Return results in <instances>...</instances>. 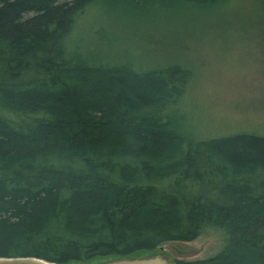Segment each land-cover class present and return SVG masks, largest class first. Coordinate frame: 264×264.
<instances>
[{
    "label": "trees",
    "instance_id": "trees-1",
    "mask_svg": "<svg viewBox=\"0 0 264 264\" xmlns=\"http://www.w3.org/2000/svg\"><path fill=\"white\" fill-rule=\"evenodd\" d=\"M97 1L0 0V256L93 264L216 227L218 253L175 263L264 264V136L179 130L180 64L75 61Z\"/></svg>",
    "mask_w": 264,
    "mask_h": 264
},
{
    "label": "rangeland",
    "instance_id": "rangeland-1",
    "mask_svg": "<svg viewBox=\"0 0 264 264\" xmlns=\"http://www.w3.org/2000/svg\"><path fill=\"white\" fill-rule=\"evenodd\" d=\"M69 49L75 61L129 62L138 69L180 64L191 78L179 130L196 139L264 136V0H100L78 17ZM226 239L224 229L206 227L192 241L162 244V253L205 259Z\"/></svg>",
    "mask_w": 264,
    "mask_h": 264
},
{
    "label": "water",
    "instance_id": "water-1",
    "mask_svg": "<svg viewBox=\"0 0 264 264\" xmlns=\"http://www.w3.org/2000/svg\"><path fill=\"white\" fill-rule=\"evenodd\" d=\"M157 253H149L144 256H121L107 259L93 264H176V258H171L162 251L165 247L159 246ZM0 264H56L35 256H0Z\"/></svg>",
    "mask_w": 264,
    "mask_h": 264
}]
</instances>
